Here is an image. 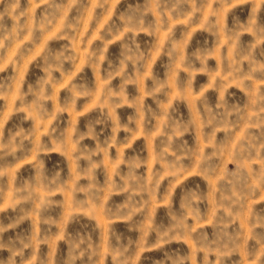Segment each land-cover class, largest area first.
Instances as JSON below:
<instances>
[{"label":"rangeland","instance_id":"rangeland-1","mask_svg":"<svg viewBox=\"0 0 264 264\" xmlns=\"http://www.w3.org/2000/svg\"><path fill=\"white\" fill-rule=\"evenodd\" d=\"M0 264H264V0H0Z\"/></svg>","mask_w":264,"mask_h":264}]
</instances>
